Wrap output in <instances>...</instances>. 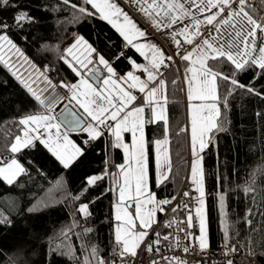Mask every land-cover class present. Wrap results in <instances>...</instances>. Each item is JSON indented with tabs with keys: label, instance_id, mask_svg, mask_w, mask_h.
Returning a JSON list of instances; mask_svg holds the SVG:
<instances>
[{
	"label": "trees",
	"instance_id": "1",
	"mask_svg": "<svg viewBox=\"0 0 264 264\" xmlns=\"http://www.w3.org/2000/svg\"><path fill=\"white\" fill-rule=\"evenodd\" d=\"M71 3L80 5L82 0H71ZM251 4L255 9L254 15L258 19L264 17V0H251ZM88 7L91 10V6ZM20 11L27 12L33 22L23 27L16 26L13 18ZM78 16L77 10L62 0H10L9 7L0 9V20L10 26L6 30L8 36L40 68L51 69L47 74L57 83H74L77 80L70 67L60 59L67 40L75 35L90 41L119 74L131 69L127 58L141 59L99 14L77 20ZM209 63L214 70L232 74L231 66L226 62ZM182 67L180 63L179 67L173 66L163 75L167 90L171 172L169 179L159 187H156L155 145L152 142L164 138V122L147 124L145 129L151 190L158 200L174 199L190 169L188 131H184L187 129V110ZM13 72L0 62L2 159L14 156L8 148L14 137L21 133L23 126L19 120L26 115L43 112V107L31 97ZM236 79L260 94L236 89L228 95L232 87L230 83L218 81L221 119L226 121V131L215 133L213 141L201 153L206 243L212 248L226 243L235 247L239 255L234 257L233 264H264V75L259 70L249 69L236 73ZM63 106L60 105L59 109ZM72 135L84 147L86 133L72 132ZM17 157L27 169V175L19 176L12 185L0 178V211L11 220L10 224L0 223V264H82L86 253L81 244L97 246L106 260L118 261L119 256L113 253L116 247L114 204L117 192L112 177L105 176L94 186L86 183L88 177L103 175L105 169L108 173H116V166L123 163V151L112 147L111 136L106 133L90 144L85 155L70 168H64L39 143L35 148L17 153ZM246 188L254 191L246 192ZM77 196L80 199H75ZM45 199L55 203L39 211H27L37 201ZM81 203L89 204L91 215L86 220L77 212ZM161 216L162 212H159V219ZM74 222L80 224L74 228L79 237L69 233L65 239L61 230H67ZM225 222L229 226L228 241L225 240ZM83 228L93 231L84 233ZM167 231L166 225H161L156 232L163 237ZM154 239L153 235L152 241ZM61 241L71 244L79 259L52 251L54 244ZM158 262L168 264L165 260ZM172 264L176 262L172 261Z\"/></svg>",
	"mask_w": 264,
	"mask_h": 264
},
{
	"label": "snow or ice",
	"instance_id": "2",
	"mask_svg": "<svg viewBox=\"0 0 264 264\" xmlns=\"http://www.w3.org/2000/svg\"><path fill=\"white\" fill-rule=\"evenodd\" d=\"M62 2L77 10L79 13L77 20L99 14L100 18L111 24L123 36L127 44L135 48L148 63L140 64L127 58L133 70L119 75L110 61L80 36L65 49L60 57L77 77L76 82L54 83L47 75L51 69L46 68L43 71L37 69L9 38L6 32L10 27L9 24L0 20V62L10 66L9 62L13 55L23 59L32 71L25 69L27 75L22 76L18 74L19 69H17L13 75L31 94V97L43 107V112L29 114L19 120V124L23 126L21 134L14 137V142L10 144L8 150L12 154H17L24 149L35 148L39 143L47 148L64 168H70L85 155V149L90 144L108 133L112 138V147L122 149L124 163L116 166V173L105 172L103 175H93L87 178L86 183L88 186H94L105 176L112 177L117 192L114 204L116 247L113 253L123 262L128 256L137 255V250L149 236V230L157 223L156 213L163 212V206L170 203L169 200H158L149 185L148 140L145 126L160 121H163L165 126V138L152 142L156 150V187H159L169 179L171 172V162L166 147L163 152L164 158L161 159L162 146H167L169 143L165 115L166 81L161 78L163 76L161 69L168 68L174 60L171 55H165L160 47L147 40L149 33L143 30L115 0H82L80 5L72 4L71 0H62ZM133 2L157 30L174 29L171 32V38L177 47L176 55L189 64L185 70V80L188 99L191 102L190 138L194 157L191 178L199 192L197 198L199 207L195 209V215L198 218L200 235L196 239L203 250L207 247L203 211L205 193L203 171L200 168L202 158L199 152L213 141L215 133L226 131V121L221 119L218 81L230 83L232 87L228 95L236 89L260 94L255 92L254 88L241 84L236 79V73L253 69L259 70V73L264 75V17L258 19L254 15L255 9L252 7L251 0H133ZM9 6L10 0H0V9ZM88 6H91V10ZM13 20L14 24L20 27L33 22V18L23 11L15 15ZM177 25L182 27L177 28ZM137 38H143L145 42L134 43V39ZM258 41L261 42L259 47ZM182 43L188 45L190 49L184 54L179 51ZM6 45L7 50H5ZM78 47L84 49L79 56L74 52ZM9 53L12 55H8ZM209 61L226 62L231 66L232 74L227 75L214 70ZM20 66L23 67V64ZM137 72L144 74L145 78L141 79ZM37 82L43 87H39ZM34 84L37 86L34 87ZM58 87L66 89L68 95L58 93L56 91ZM45 93L47 95H44ZM136 93L141 94L139 104L136 103L138 100ZM226 103L225 99V106ZM61 104L65 109L62 114L63 122H60L56 114V108ZM70 105L73 107L70 108ZM76 108L82 109V114L73 110ZM62 123L66 126L65 131L61 130ZM71 131L86 133L84 147L69 139L68 132ZM126 133L131 137L130 143L125 142ZM21 175H27V169L18 159L12 158L7 161L0 158V178L8 185L15 183ZM84 191L86 192L87 189L85 188ZM245 191L252 192L254 189L246 188ZM185 195L188 194L185 193ZM75 199L80 197L77 196ZM223 199L224 197L221 196V201ZM52 203L55 201L40 200L27 211H39ZM77 212L86 220L91 215L89 204L81 203ZM192 220L193 217L189 214L186 220L187 228L192 227ZM0 223H11L2 211H0ZM171 223L169 222V227ZM247 223L250 224L251 221ZM78 227L80 224L74 222L67 230L62 229L61 235L65 239H68L69 233L79 237L80 234L74 231V228ZM179 230L185 232L186 239L191 238L192 234L186 229ZM82 231L90 233L93 229L83 228ZM228 232L229 226L225 222L226 241L229 239ZM153 235L155 239L151 243L144 244L149 252L154 245L159 252L158 245L161 240L167 241L171 238L175 240L176 246L180 245L179 236L161 237L159 232H154ZM80 247L86 253L82 264H116L115 260L108 261L100 255L97 246L81 244ZM225 247L226 256L237 251L235 247L228 248L227 243ZM189 250V246L183 248L186 253ZM52 251L72 259H79L73 246L64 244L63 241L60 244H54ZM162 259L168 261V264H172V261L176 264H185L178 257H173L171 260L168 257H162ZM152 264H159V262L153 261ZM226 264H233V261L228 260Z\"/></svg>",
	"mask_w": 264,
	"mask_h": 264
},
{
	"label": "built area",
	"instance_id": "3",
	"mask_svg": "<svg viewBox=\"0 0 264 264\" xmlns=\"http://www.w3.org/2000/svg\"><path fill=\"white\" fill-rule=\"evenodd\" d=\"M206 33L207 31H205V34ZM188 47V45L182 43L179 50L184 52ZM173 60L174 63L170 64L168 68L161 69L163 73L173 66H180L179 56L174 55ZM3 159L8 160L9 158ZM185 193L188 195L186 196ZM198 197L199 192L196 190V185L193 184L191 176L188 173L179 194H176L174 199L170 200V203L163 206L164 211L162 212L161 218L149 231V236L144 242V244L151 243L153 233L158 231L161 225H166L168 231L165 235H169L170 237L179 236L180 245L176 246L175 240L171 238L167 241L161 240L160 245H158L159 252L156 251L157 246L155 245L153 246L152 251L149 252L144 247V244H142L137 250V255L135 257L128 256L123 262H121L119 258L118 261H116V264H152L153 261L163 260L162 257H168L169 259L178 257L180 261L192 264H221L228 260H233L234 257L238 256V251L226 256L225 251L227 249L225 244L221 245L219 248L207 246L203 250L199 247V241L196 237L200 235V230L198 218L195 215V209L199 207ZM189 214L193 217L191 228H187L186 224L187 216ZM169 222H172L170 227L168 226ZM179 229H186V231L192 234L191 238L186 239L185 232L180 231ZM185 246H189L190 249L187 253L183 251ZM227 247L231 248L230 246Z\"/></svg>",
	"mask_w": 264,
	"mask_h": 264
},
{
	"label": "crops",
	"instance_id": "4",
	"mask_svg": "<svg viewBox=\"0 0 264 264\" xmlns=\"http://www.w3.org/2000/svg\"><path fill=\"white\" fill-rule=\"evenodd\" d=\"M115 2L121 7V8H123L124 9V11L125 12H127L128 14H129V16L132 18V19H134L136 22H137V24L143 29V30H146L148 33H149V35H148V37H147V40L149 41V42H151V43H154V44H156L158 47H160L163 51H164V53H165V55H171L172 57H174V55L175 56H177L176 55V52H177V47H176V44H175V42H174V40L171 38V32L174 30V29H163V30H157L156 28H154L150 23H149V21H148V19L139 11V9H138V7L136 6V4L133 2V0H115ZM111 25V24H110ZM112 26V25H111ZM177 28H179V27H182V25H177L176 26ZM119 35H120V33H119ZM205 35H207V33L205 34ZM77 37H80V35H75V36H73L71 39H69V41L65 44V46H64V51H65V49L66 48H68L70 45H72L73 43H74V41L76 40V38ZM83 37V36H82ZM10 38V37H9ZM84 38V40H86L85 39V37H83ZM122 38H123V36H122ZM177 38H179V37H177ZM11 39V38H10ZM124 39V38H123ZM12 40V39H11ZM13 41V40H12ZM87 42H88V44H90L93 48H95L94 47V45L90 42V41H88V40H86ZM145 41H144V39L143 38H137V39H134V43H144ZM13 43H14V41H13ZM260 41H258V47L260 46ZM16 44V46L18 47V48H20V50L24 53V55L25 56H27L28 57V59L32 62V64H34L35 66H36V68L37 69H39V70H41V71H43V69L42 68H40V66L39 65H37L28 55H26V53L24 52V50L17 44V43H15ZM134 49V51H136V49L135 48H133ZM5 50H7V45L5 46ZM188 50H190L189 49V47L186 49V51H188ZM180 51V50H179ZM186 51H184V52H181L180 51V53L181 54H184ZM74 52H75V54L76 55H82V53L84 52V49L82 48V47H78L76 50H74ZM137 52V51H136ZM138 54H139V56H140V60L139 61H137V60H135L137 63H140V64H147L148 63V61L147 60H145L144 59V57L143 56H141L140 55V53L139 52H137ZM8 55H12L11 53H9ZM6 59L8 58L7 56L5 57ZM16 61H18V62H16ZM14 62H16V63H14ZM181 64H182V68H181V76L183 77V82H184V88L183 89H185V96H186V110H187V131H188V140L187 141H189V149H190V156H191V163H190V169H189V173H190V175H191V172H192V165H193V161H194V157H193V154H192V147H191V138H190V122H191V102L189 101V99H188V95H187V84H186V80H185V70H186V68L189 66V64L187 63V62H184V61H182L181 59H180V61H179ZM14 64V66H11V65H13ZM21 64H23V67H21L20 65ZM9 65L11 66V68L10 69H12V71H16L17 69H19V72H18V74L19 75H22V76H26L27 75V73L25 72V69H28L29 71H32L31 69H29V66L26 64V63H24V61H23V59L22 58H18L17 56H15V55H13L12 56V60L9 62ZM9 66V67H10ZM133 70V68L131 67V69L130 70H128L127 72H129V71H132ZM127 72H125L124 74H126ZM119 74V73H118ZM124 74H119V75H124ZM137 75H140L141 76V79H144L145 78V75L144 74H142V73H140V72H137L136 73ZM34 75H35V73H34ZM48 75V74H47ZM163 75H164V73H163ZM48 77L50 78V79H52L49 75H48ZM162 79H164L165 80V77L164 76H162L161 77ZM52 81H53V79H52ZM31 82V81H30ZM54 83H57V82H55V81H53ZM37 84H39V82H37ZM34 87H36L37 85H33ZM39 87H43V85L42 84H39ZM219 90V89H218ZM56 91L58 92V93H60L61 95H68V92H67V90L66 89H62V88H57L56 89ZM137 94V96H138V100H137V104H139L140 103V99H139V97H140V95L141 94H139V93H136ZM218 94H219V91H218ZM44 95H47V93H45ZM166 96H167V90H166ZM62 105V104H61ZM59 106L60 105H58L57 106V108H56V114L58 115V113H59V111L63 108H61V109H59ZM81 112H82V109H79ZM35 114H37V113H35ZM145 114H146V116H147V114H148V109L146 108L145 109ZM167 114H168V111H167V104H166V106H165V115H166V117H167V128H168V116H167ZM147 126V125H146ZM146 126H145V129H146ZM62 131H65L66 130V127L62 124V129H61ZM145 133H146V130H145ZM19 134H21V133H19ZM18 134V135H19ZM68 137H69V139L70 140H72L73 142H75L77 145H80L81 146V144L73 137V135H72V132L70 133V132H68ZM146 138H147V135H146ZM164 138H165V136H164ZM164 138H160V139H164ZM124 139H125V142L126 143H130L131 142V137H130V135L129 134H125V136H124ZM167 139H168V141H169V133H168V129H167ZM209 145V143L207 144V146ZM207 146L203 149V151H200L199 152V156L202 158V154L201 153H203L204 152V150L207 148ZM81 147H83V146H81ZM165 147H166V151H167V153H168V157H169V159H170V162H171V155H170V142L168 143V145L167 146H162V149H161V159L163 160V152H164V150H165ZM154 156L156 157V150H155V154H154ZM123 157H124V153H123ZM12 158H16V159H18L19 160V158L17 157V154H14V156L13 157H11V158H9L7 161H10ZM58 160V159H57ZM22 165H23V163L21 162V161H19ZM148 162H149V159H148ZM123 163H124V161H123ZM24 166V165H23ZM203 158L202 159H200V168L202 169V171H203ZM149 168H150V166H149ZM155 176H157V171H156V165H155ZM107 169H105V170H103V173H105V172H107L106 171ZM150 169H149V185H150V188H151V181H150ZM169 175H170V173H169ZM192 179V178H191ZM204 181V180H203ZM203 187H204V182H203ZM115 210V209H114ZM155 219H156V221H158L159 220V212H157L156 213V217H155ZM155 225V224H154ZM150 231V230H149Z\"/></svg>",
	"mask_w": 264,
	"mask_h": 264
},
{
	"label": "water",
	"instance_id": "5",
	"mask_svg": "<svg viewBox=\"0 0 264 264\" xmlns=\"http://www.w3.org/2000/svg\"><path fill=\"white\" fill-rule=\"evenodd\" d=\"M70 108H72L73 106H69ZM73 110H75V111H77V113L78 114H82V112L78 109V108H76V109H73ZM64 111H65V109H64V106H63V108L59 111V113H58V117H59V120H60V122H63V119H64V117H63V113H64ZM63 124V123H62ZM64 125V124H63ZM65 126V125H64ZM66 127V126H65ZM71 132H78V131H71ZM70 132V133H71Z\"/></svg>",
	"mask_w": 264,
	"mask_h": 264
},
{
	"label": "rangeland",
	"instance_id": "6",
	"mask_svg": "<svg viewBox=\"0 0 264 264\" xmlns=\"http://www.w3.org/2000/svg\"><path fill=\"white\" fill-rule=\"evenodd\" d=\"M67 41H69V40H67ZM190 174V173H189ZM191 176V175H190ZM203 200H204V197H203ZM204 205H205V200H204ZM204 208V207H203ZM203 211H204V209H203ZM206 229V228H205ZM226 245V244H225ZM227 246H230V245H227Z\"/></svg>",
	"mask_w": 264,
	"mask_h": 264
}]
</instances>
